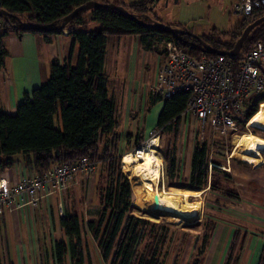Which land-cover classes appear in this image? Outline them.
<instances>
[{
  "label": "trees",
  "instance_id": "16d2710c",
  "mask_svg": "<svg viewBox=\"0 0 264 264\" xmlns=\"http://www.w3.org/2000/svg\"><path fill=\"white\" fill-rule=\"evenodd\" d=\"M90 1L107 2L106 0H0V10L5 12L4 16H0L3 20L0 28V66L7 56L2 38L9 31L46 36L61 33L65 29L71 37L66 59L62 62L55 59L50 61L47 80L23 95V99L16 105L14 114L0 112V171L10 167L15 156L24 157L25 166L32 174H42L53 164L76 161L81 157L96 161L99 171L94 180L93 193L100 207L95 218L86 219L84 227L97 242L102 263L166 264L174 229L143 215L142 211L133 204L129 182L119 170L120 154L116 150L119 124L114 100L112 95H108L107 76L104 73L106 43L109 36L138 35L143 50H157L162 56L165 55L163 47L167 41H172L180 50L196 57L214 53H206L197 39L191 35L154 30L135 19L104 7L79 10L63 29H58L65 15L75 7ZM153 2L154 0H138L128 4L125 9L141 22L149 23L153 19L149 15ZM87 11L91 14V20L99 23L98 28L81 29V26L87 23L83 20V15ZM262 15H264V6L252 7L232 30L213 29L207 34L198 36L211 48L228 51L233 47L242 29ZM23 22L50 29L31 30L22 27ZM181 30L192 33L190 28ZM259 41L264 43V20L248 32L238 54L230 58L234 60L242 58ZM73 44L77 46V56L74 65H71L69 58ZM187 98L188 92H177L162 100L159 95L148 93L146 110L156 102H162L154 128L166 130L174 126L176 131ZM263 100H259L258 103H262ZM257 110L254 105L247 117H252ZM222 144H224L223 140L213 139L214 148ZM242 146L237 151L244 154L245 149ZM207 154L208 147L204 141L199 146L194 145L190 155L186 185L192 189L208 187L209 192L217 196L234 197L235 193L229 188L227 180L220 177V175L226 176L225 171L212 166L209 173ZM163 156L167 183L175 185L173 178L177 164L169 150L164 151ZM235 156L254 165L259 163L239 154ZM201 191L193 190L191 193L199 196L197 194ZM218 200L219 197L214 202L218 203ZM71 204L68 208L65 206L63 214L58 217V224L66 242H54L51 255L53 264H64L66 255L69 256L71 264L84 263L80 220L74 200ZM198 224L188 227H197ZM216 226L215 216L204 215L201 232L194 239L189 258L184 264H204L207 257L206 249ZM243 241L244 234L234 229L221 264H237ZM186 242L187 233L184 231L177 245L172 244L174 253L170 264H179L183 259V247ZM256 264H264V243Z\"/></svg>",
  "mask_w": 264,
  "mask_h": 264
},
{
  "label": "rangeland",
  "instance_id": "374dc122",
  "mask_svg": "<svg viewBox=\"0 0 264 264\" xmlns=\"http://www.w3.org/2000/svg\"><path fill=\"white\" fill-rule=\"evenodd\" d=\"M106 1L112 4H119L125 9L128 4L138 0ZM235 1L236 0H154L149 15L153 18V21L162 25H167L177 29L190 28L193 30L192 33L197 35L207 34L213 29L217 31H229L235 27V25L240 21V18L243 16L233 13L232 4ZM154 14L155 16H153ZM99 26L98 22L89 20L82 28L85 30L96 29ZM112 39L114 40L110 42V45L108 46V53L106 55L108 63L107 91L109 96L111 95L112 88L116 85L114 70L116 69L118 71V69L114 66V62L117 63L122 59L123 65L128 63L127 68H129L130 65H132V67L135 65V69L139 66L137 70V73H139L141 60L142 58L143 60L146 59L148 52L142 49L143 52L141 50H137V54L134 53L135 55H131V51L135 50L134 45L136 44V41L134 40L135 38L130 35L119 36ZM153 54L154 52L151 51L149 54L150 57H152ZM131 58L133 60H131ZM130 61H134V63H130ZM145 67L146 68H144V70L146 71V69L150 68V64L147 66L145 65ZM145 91L147 92L146 89ZM135 104L133 112L131 111V114L129 115V118L132 119L136 118L134 116L135 114L137 117L139 116V113H137L138 98H135ZM258 106L259 105L256 106V110ZM145 108L146 105H144V113H146ZM148 108L151 109V107ZM154 113L155 112L153 111L150 112L149 119L147 121L148 125L151 124ZM55 124L57 123L55 122ZM132 126H134L133 123L129 122L127 126L129 129L126 128L121 130L119 127L117 129L118 138L116 141V150L120 154L119 170L129 182L133 196V204L142 211L143 215L152 221L161 222L173 227L174 236L170 246V255L166 259V264L171 263V258L174 253L172 244H174V246L177 245L181 233L184 231L187 233V242L183 247L182 253L184 257L179 263L184 264V262H186L189 258L194 239L201 232V223L204 215L215 216L217 218V223L224 221L226 223H233L237 221L234 213L240 211L241 206L226 200L227 206L219 207L214 200L220 196H217V194L213 192H209L208 187L202 189H192L186 185L192 148L194 145H201L199 143L202 141L197 137L200 129L199 123L190 116L181 117L176 131L173 126L170 129L159 130L157 133L158 145L155 148V154L156 160H158L161 164L159 186L167 194L173 197L174 211L162 212L156 209V206L152 207V204H150L149 201H145V196L142 197V200H139L135 195V190L140 186L139 188L144 191L142 184L139 182V186L134 185L131 175L124 171L122 166L123 157L128 153H132L135 147L139 145V142L146 138L148 130H150V128H154V126L150 128L148 127L144 132L142 128L131 129ZM204 129L203 135L207 137L204 138L203 141H206L210 139V134L207 128ZM139 130H141L142 133ZM263 134L264 130L262 132L259 128L251 126L245 130V128L241 126L235 134L236 136L233 138L234 144L239 145L238 149L244 145L242 147L245 149V152L244 154H241L237 151L238 149L236 150V146H234V150L236 151L234 155L239 154L245 157L249 155L247 157L257 161L261 160L259 150L264 149V139L261 137ZM139 137L141 138L137 141V145H134L135 141L138 140ZM216 138L219 137L213 136L212 139ZM233 138H229L227 141L230 148H232ZM245 143L247 144L245 145ZM219 148L221 147L216 146L214 148L212 146L211 159L212 161L214 160L219 163L223 166V168L227 166L231 159L240 160L238 157H235L230 153L228 162L226 163L224 160V154L216 151V149ZM166 150H169L172 153L177 164L175 177L173 178L175 185H169L165 176V159L163 152ZM250 155L252 156L250 157ZM98 171L99 165L96 163L95 171L91 176L78 174L75 177V183L69 184L60 195H52L43 198V201L38 204L37 208L28 207L27 209H24L23 214L15 217L13 225L11 226L10 224L8 227V238L5 237L6 235L3 229V223L1 222L0 264H53L51 255L54 242H66L58 224L59 216L56 212V206L60 204L63 209L65 206L68 208L73 204V202L71 204V201L73 200L80 220L81 246L84 258L83 264H103L98 254L97 242L91 238L84 227L86 219L95 218L96 212L100 207L92 189ZM221 176L223 177L222 179L227 180L229 183L230 180L227 179V176L220 175V177ZM1 177L5 178L3 175ZM193 190L202 191L199 196H194V194L191 193ZM223 198V196L220 197L222 200ZM221 208L226 209L222 210ZM195 223H199V226L188 227V225ZM223 232V228L219 227L216 234H214L215 236L213 235L211 237L209 245L206 249L207 258L204 264L222 263V259L224 258L223 255L225 254L222 251L223 249H221L224 243L225 233ZM64 264H71L68 255L65 256Z\"/></svg>",
  "mask_w": 264,
  "mask_h": 264
},
{
  "label": "built area",
  "instance_id": "2783aa9c",
  "mask_svg": "<svg viewBox=\"0 0 264 264\" xmlns=\"http://www.w3.org/2000/svg\"><path fill=\"white\" fill-rule=\"evenodd\" d=\"M233 13L248 14L252 7L264 6V0H236ZM3 20L0 19V28ZM164 59L157 68L154 79L145 83L150 94H157L161 99L177 92H188L185 109L181 117L190 116L199 123L198 138L208 147L207 169L211 166L226 170L219 163L212 161L213 136L224 141L216 151L224 154L227 163L231 150L227 143L240 127H249L248 112L254 105H260L264 99V43L256 42L240 59L234 60L223 54H210L196 57L180 50L172 41L164 44ZM261 130V129H260ZM158 129L148 130L144 140L132 151L138 157L139 151L158 145ZM263 132V130H262ZM228 136V137H227ZM137 145V144H136ZM96 161L81 157L76 161H66L51 165L42 174L23 173L13 183L0 176V220L4 215L23 208H37L43 198L60 195L69 184L75 183L77 174L91 176L96 168ZM58 206V210H57ZM56 206L60 217L63 207Z\"/></svg>",
  "mask_w": 264,
  "mask_h": 264
},
{
  "label": "crops",
  "instance_id": "0c3cea01",
  "mask_svg": "<svg viewBox=\"0 0 264 264\" xmlns=\"http://www.w3.org/2000/svg\"><path fill=\"white\" fill-rule=\"evenodd\" d=\"M83 20L86 22L91 20L90 12L88 13L87 11L83 15ZM82 27L83 26H81V29H83ZM130 36L135 38L134 40L136 41L134 45L135 50L131 51V55L137 54V50L143 52L139 43V36ZM115 37L119 36L113 35L108 37L106 55L108 53V46L110 42L114 40L112 38ZM2 40L7 50V56L0 66V112L14 114L16 105L23 99V95L47 80L50 61L55 59L62 62L66 59L71 37L65 29L61 33L49 34L46 36L29 32L17 34L13 31H9ZM150 52L151 51L147 52L145 60L142 58L139 73H137L139 66L136 67V69L135 65L133 67L130 65V67L127 68L128 63L123 65L122 59L117 63L114 62V66L118 71L116 69L114 70L116 85L112 88L111 95L114 100L115 112H117L116 118L119 124L118 127L121 130L126 129L129 122H132L134 126H132L131 129L142 128L144 132L148 127L150 128L155 125L157 115L161 109L162 102L160 101L153 104L148 111L145 108L146 113H144V105H146L148 96V93L145 91V83L154 79L155 72L164 58L157 50L153 51L154 54L152 57L149 55ZM106 55L104 60V73L107 76L108 63ZM76 56L77 46L73 44L69 58L71 65H74ZM131 60L133 59L131 58ZM130 63H134V61H130ZM148 64H150V68L145 71V65L147 66ZM135 98H138L137 113H139V116L137 117L135 114L134 116L136 118L132 119L129 118V115L131 111L133 112L136 105ZM150 110L155 113L152 116L151 124L148 125L147 121L151 112ZM127 129H129V127ZM261 137L264 139V134ZM233 150L234 138L231 154ZM259 156L261 160L258 161L259 163L257 165L244 161L239 157L240 160L231 159L227 166L225 165L226 170L224 171L227 173V179L230 180L228 186L231 191L235 193V196H223V200L220 199V196L217 203L219 207H226L227 200L241 206V210L234 213L237 220L236 222L226 223L224 221L217 223L213 233V235L216 234L219 227L223 228V233L225 234L223 247L221 249H223L222 251L224 253L227 251L234 229H238L241 234H244V241L239 250L237 264H256L261 247L264 243V149L259 150ZM25 172L32 174L25 166L24 157L15 156L13 164L0 171V176L3 175L9 182L13 183ZM200 194L201 192L198 195ZM24 209L27 208L6 214L0 220V224L1 222L3 223L6 238H8V227L10 224L11 226L13 225L15 217L23 214ZM221 209L225 210L226 208ZM8 249L10 250L9 247Z\"/></svg>",
  "mask_w": 264,
  "mask_h": 264
},
{
  "label": "bare ground",
  "instance_id": "6f19581e",
  "mask_svg": "<svg viewBox=\"0 0 264 264\" xmlns=\"http://www.w3.org/2000/svg\"><path fill=\"white\" fill-rule=\"evenodd\" d=\"M248 125L264 130V102L260 103L258 110L248 121ZM236 150L239 145H235ZM233 150L232 155L235 154ZM138 157L133 156L131 153L123 157V169L126 173L131 175L134 185L142 184V191L138 186L135 190V195L139 200L145 196V201H149L152 207L162 212L174 211L173 197L167 194L159 186L160 178V162L156 160L155 149L149 147L146 150L139 151ZM130 177V176H129ZM146 204V202H145Z\"/></svg>",
  "mask_w": 264,
  "mask_h": 264
},
{
  "label": "water",
  "instance_id": "95a60500",
  "mask_svg": "<svg viewBox=\"0 0 264 264\" xmlns=\"http://www.w3.org/2000/svg\"><path fill=\"white\" fill-rule=\"evenodd\" d=\"M95 7H104L107 9H112L115 10L121 14H124L132 19H135L136 21L140 22L141 24H144L148 27H150L151 29L154 30H159L161 32H165V33H170V34H188L193 36L195 39H197V41L199 42V44L201 45V48L208 54L210 53H214V54H223L226 55L228 57H233L235 55L238 54L241 44L243 42V40L245 39V37L247 36L248 32L254 27L256 26L258 23H260L261 21L264 20V15L258 17L257 19L253 20L252 22L248 23L240 32L239 37L236 39V41L234 42L233 47L228 50V51H221V50H216L214 48H211L210 46H208L204 41H202L198 35L194 34V33H189L188 31H184L181 29H177V28H173L167 25H162L156 21L151 20V22L149 23H143L141 22L137 17H135L133 14L127 12L122 6L120 5H116V4H112V3H102V2H96V1H90L87 2L85 4H82L78 7H75L71 12H69L67 15H65L62 20L61 23L58 26V29H63L64 25L72 18V16L79 10H88V9H92ZM5 12L3 10H0V16H4ZM22 27L24 28H28L31 30H41V31H48L50 28L46 27V26H40V25H35L33 23H21Z\"/></svg>",
  "mask_w": 264,
  "mask_h": 264
}]
</instances>
